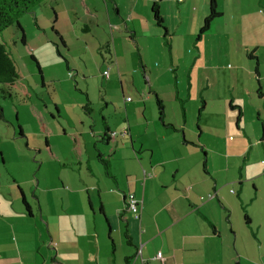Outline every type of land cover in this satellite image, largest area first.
<instances>
[{
    "label": "crops",
    "instance_id": "obj_1",
    "mask_svg": "<svg viewBox=\"0 0 264 264\" xmlns=\"http://www.w3.org/2000/svg\"><path fill=\"white\" fill-rule=\"evenodd\" d=\"M216 2L221 14L214 20L225 11ZM149 4L57 0L53 28L65 44L59 47L63 58L56 60L46 47L54 40L46 26L48 40H39L45 47L30 45L38 61L40 49L50 56L48 70L40 64L48 100L18 94L15 101L30 103V111L21 110L31 122L24 124L17 110L22 135L16 139L39 151L41 145L28 136L38 135L44 140V149L35 152L43 151L41 161L57 168L76 160L78 167L76 177L57 171L44 187L47 173L28 174L21 155L9 154L18 167L7 168L5 181L0 171V264H264V218L254 222L248 213L262 190L256 179L264 173V40L254 42L249 34L264 35V0L250 3L256 22L251 20L247 41L241 0L220 2L232 9L219 39L213 37L222 47L210 58L204 55L208 41L193 38L208 13L207 0H160L165 36ZM142 23L145 30L138 32ZM105 44L110 54L102 51ZM226 52L232 66H226ZM220 115L222 134L234 125L235 135L208 148L201 136ZM249 179L255 193L244 198ZM230 183L239 186L226 188ZM128 194L138 200L137 217L125 207ZM237 212L247 227L243 233L233 218ZM240 235L259 240L260 249L241 250Z\"/></svg>",
    "mask_w": 264,
    "mask_h": 264
},
{
    "label": "rangeland",
    "instance_id": "obj_2",
    "mask_svg": "<svg viewBox=\"0 0 264 264\" xmlns=\"http://www.w3.org/2000/svg\"><path fill=\"white\" fill-rule=\"evenodd\" d=\"M120 4L122 7H124V3L125 0H119ZM218 1V5L219 8H221L222 10H225L223 15L224 18L221 19H217L214 20L211 23L210 26V30L208 31V33H205V36L202 37V39H198L197 35L199 30H197V32L195 33V36H193L194 40L196 41V43L201 42L203 45L204 43L206 44V42L208 41V45H206V50L204 51V55L207 56L208 58L210 57H216L218 54L217 52L220 50V48L222 47V45H220V48L217 49V43H213V37L218 38L221 35V31L220 28L222 27L223 23L227 24L226 22L229 21V12L232 9V5H228L225 9L222 8V5L220 6V2H222V0H217ZM253 0H241V4L245 9H242L241 11L245 12L246 15H244L245 17L243 18L242 21V27L244 29H246L247 32H245L244 34V39L247 41L248 40V33L250 32V28L252 30L253 27V22H256V17L254 15V7L250 4ZM258 11V9H256ZM36 13H35V17H36V24L37 26L34 24L33 18L34 16L32 14L24 13L23 15H21L18 18V21L22 27L23 33H24V43L21 42V31L15 26H9L6 30L2 31V38L3 40L6 42L7 47L10 49L11 54L14 58V61L16 62V67H17V71L19 74V78L16 81V84L14 85L13 89L15 93L17 94H21L23 92H28L29 96H31V99L36 100V101H40L41 100H48V95L46 93V89L44 88V86L40 85V79H39V75L37 73L36 67H35V63L30 59V55L32 54L31 52H33L30 48V45L38 47V49L40 48V46L38 44H41L43 47H48L49 49L52 50L53 52V56L54 58L57 59H61L59 56H56L55 52H54V44L52 42H57V38H55L54 33L52 32L51 29V19H49L50 17V12L47 10V8H41L39 5L36 6ZM52 16V15H51ZM228 16V17H226ZM225 19V21H224ZM46 20H48V22L46 23ZM189 20V19H188ZM253 22H252V21ZM229 24V23H228ZM38 26H42L41 28H39ZM46 26V33L49 36L54 37L52 42L49 40V42H45V44H42L40 40V37H45V34H43V30L42 28H45ZM192 27V25H190ZM225 26V25H224ZM222 29V28H221ZM145 30V25L144 23L141 24L140 28L138 29V32L144 31ZM118 33H120L119 31H117ZM116 34V33H115ZM204 34V33H203ZM250 35H252V39L254 42H257L258 40H264V35H258L256 36L254 32L251 31V33H249ZM48 38L45 37V41H47ZM243 40V39H242ZM244 41V40H243ZM242 41V44H244V42ZM72 41H70L69 44H71ZM195 43V44H196ZM210 43V44H209ZM212 44H214L215 46L212 48ZM60 45V44H59ZM60 49L63 47L60 45L59 46ZM211 47V48H209ZM122 48V47H121ZM244 48V45L240 46V50L242 51V49ZM214 49V52L212 51ZM121 52V51H120ZM243 52V51H242ZM93 54V52H91L90 54L87 55V57L90 60V56ZM95 55V54H94ZM225 57V62H226V66H232L231 65V57H229V54L226 52L225 54H222ZM38 58L40 61H38L39 66L40 64L42 65V67L45 70H48L49 66L48 65V59H49V55L46 54V50L44 49H40L39 54H37ZM90 64V63H89ZM233 64V63H232ZM90 67L92 70H94L95 65L90 64ZM41 68V66H40ZM195 68V67H194ZM107 70V69H106ZM136 82H141V84L143 83L141 80V76H137L136 75ZM125 87L127 89H129V91L131 92V94L136 98V93L135 91L131 90V87L126 86ZM48 92L51 91V87H48ZM93 89L99 90V88H97L95 85L93 86ZM118 93V92H117ZM36 94L37 98L34 97ZM119 97H120V93H118ZM125 97V96H124ZM124 97H121L122 99ZM131 98V97H130ZM16 103V104H15ZM95 103L93 102V108L97 105H94ZM1 105L3 107L4 110V118H6L7 122H3L0 121V171H1V179L3 181H5L6 176L5 173L7 171V168H12L11 164H15L16 167H18V163L16 160H18L17 156H19V154L21 155V158L23 161L28 163V174L30 172H33L36 175L42 176L44 173L46 174V177L44 179V187L51 184L53 182L54 177L56 176L57 171H59L60 173H63L66 175V173H70V175L72 174L73 177H76V169L78 167L77 161H72L71 164L68 163L66 165H59L57 168L54 164L49 163V160H47L46 158L44 159V161H41L45 156L43 155V151L41 154H38L35 156V152H40L41 149H44V140L42 137H38V135H32L29 134V138H30V142L32 143L33 141H37L36 144H40L41 145V149H39V151H36L37 149H34L33 147L31 148L30 145H27V143H25L24 140L22 139H16L17 135H18V115H17V110L19 109V111H21V120L22 116H23V108H26L28 111H30V103H26V104H19V101H15V99H13V101H1ZM16 105V106H15ZM22 107V108H20ZM22 109V110H21ZM227 109V106H226ZM229 114H232L231 112H233L232 110H228ZM17 115V116H16ZM222 116L220 115V117L218 118V121H209L208 122V126L210 127V131L209 129L207 131L203 132V135L201 136V139L203 141H205L207 143L208 148H212V146H216L223 144V140H222V136L225 135V137L227 138V136H230V138L235 135V129H234V125H232L231 127H229L230 129L228 131L225 132V134L223 135V129L224 126L222 121ZM28 121H24L25 123H30L31 122V118L30 115H28ZM9 122V124H7ZM28 130V125L25 127ZM15 129V134L13 137V130ZM194 135L197 136V132L194 131ZM14 138V139H13ZM24 138H28L26 135H24ZM128 142L130 143V141L128 140ZM19 148L20 150L18 152H14V147ZM26 147V148H25ZM28 147V149H27ZM48 152V151H47ZM15 153V154H14ZM49 153V152H48ZM16 155L15 157L17 158H10V155ZM5 155L6 157V164H2V156ZM15 161V162H13ZM38 162H42L40 169H38L39 163ZM242 162V161H239ZM85 164V163H84ZM73 167V169H71V166ZM263 167L264 165L261 164ZM21 174L25 173L24 170L20 171ZM11 180V178H9ZM51 179V181L49 180ZM259 179V180H258ZM256 179L258 186L260 188H262V190L259 192V196H257L255 198V200H253L252 204H248V213L250 214V216L253 218L254 222L259 219L260 217L264 218V173L260 172L259 178ZM252 179L246 180V182H249V184L245 187H243V190L245 192V197H253L254 196V189L251 183ZM12 181V180H11ZM239 185L238 184H233L230 183L229 185H227L226 188H237ZM33 189V188H32ZM227 190V189H226ZM33 191V190H32ZM31 201L33 199H30ZM244 207V206H242ZM241 210V209H240ZM243 210V209H242ZM241 210V212H242ZM239 211V208H238ZM263 212L262 215H260ZM243 214V212H242ZM248 215V214H247ZM234 219H237V221H239V227L237 230H239V233H243V231H246L247 227L245 225V223L243 222V216H241V218H239L238 212L233 215ZM235 223L237 224V222L235 221ZM235 227H237V225H235ZM241 236V235H240ZM241 241L242 244L239 245V248L241 250L244 249H260V244H259V240H256L252 237H248V236H241ZM256 245V246H255ZM264 250V241L262 242V247ZM258 252V251H257Z\"/></svg>",
    "mask_w": 264,
    "mask_h": 264
},
{
    "label": "trees",
    "instance_id": "obj_3",
    "mask_svg": "<svg viewBox=\"0 0 264 264\" xmlns=\"http://www.w3.org/2000/svg\"><path fill=\"white\" fill-rule=\"evenodd\" d=\"M208 1V13L203 18V21L199 27V32L197 37L202 35L204 32H206L209 29V26L211 22L218 18L221 14V12L218 10L217 2L216 0H207ZM57 0H0V121L7 122L6 118H4V110L1 105V101H13V99L16 100L18 94L14 92L13 87L16 84V81L19 78V74L16 67V62L14 61V58L11 54L10 49L7 47L6 42L2 38V31L6 30L9 26L15 25L20 31H21V42L24 43V33L22 30V27L18 21V18L23 15L24 13H29L34 16L33 21L34 24H36V6H40L41 8H47V10L50 12V19H51V29L54 35L57 38V42H52L55 45V53L56 55L63 58V55H61L59 51V46L65 48V44L62 42L59 35L54 31L53 24L56 19V13L54 10V6L56 4ZM159 4L160 0H150V14L152 16L153 23L162 29V31H165L164 36L166 35V28L163 24V18L160 14L159 10ZM39 27V26H38ZM40 28V27H39ZM60 44V45H59ZM102 51L106 54H110L109 52V46L108 44H105L102 46ZM30 59L35 63V67L37 70V73L39 75V79L41 80V69L39 66V63L35 56L33 54L30 55ZM41 86H44L43 81L40 82ZM19 97H21L19 95ZM22 100V98L19 99V101ZM156 110L158 112V116L161 119L162 118V105L159 98H156L155 100ZM203 106V100H200V105L198 110L200 111ZM235 107V106H230ZM84 110H90V101L86 98L83 106ZM236 108H239L238 106ZM240 113L237 112V118L239 119ZM9 124V122L7 123ZM108 129L104 127V132L102 135V139L105 141L108 139L107 131ZM18 135H22V132L20 130V127L18 126ZM105 168L106 164H103ZM22 204L26 211L28 210V205L24 198L22 197ZM247 217L245 216L244 219Z\"/></svg>",
    "mask_w": 264,
    "mask_h": 264
},
{
    "label": "built area",
    "instance_id": "obj_4",
    "mask_svg": "<svg viewBox=\"0 0 264 264\" xmlns=\"http://www.w3.org/2000/svg\"><path fill=\"white\" fill-rule=\"evenodd\" d=\"M102 73L105 77H108L107 70H104ZM126 100H130V97H126ZM230 191L232 192L233 190L231 189ZM210 196H212V195H210ZM138 204H139L138 200L132 194H128L126 196L125 207L127 208V210L132 212L135 217L138 216ZM156 257H161V253L157 252Z\"/></svg>",
    "mask_w": 264,
    "mask_h": 264
}]
</instances>
